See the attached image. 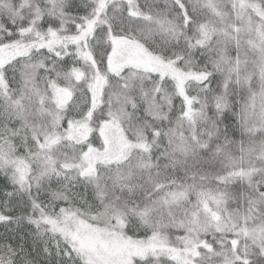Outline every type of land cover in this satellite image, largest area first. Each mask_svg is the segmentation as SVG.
<instances>
[{"label": "snow or ice", "instance_id": "obj_1", "mask_svg": "<svg viewBox=\"0 0 264 264\" xmlns=\"http://www.w3.org/2000/svg\"><path fill=\"white\" fill-rule=\"evenodd\" d=\"M0 264H264V0H0Z\"/></svg>", "mask_w": 264, "mask_h": 264}]
</instances>
